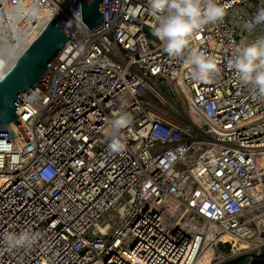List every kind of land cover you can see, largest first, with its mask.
I'll use <instances>...</instances> for the list:
<instances>
[{
  "label": "built area",
  "instance_id": "1",
  "mask_svg": "<svg viewBox=\"0 0 264 264\" xmlns=\"http://www.w3.org/2000/svg\"><path fill=\"white\" fill-rule=\"evenodd\" d=\"M38 1L73 36L0 135V264H198L227 238L241 249L229 258L262 253L264 99L228 62L264 35L242 28L264 0H220L224 20L181 57L153 35L148 0H102L91 28L80 0ZM192 49L215 60L209 82L191 78ZM114 112L133 118L121 154L107 148ZM25 231L30 247L4 245Z\"/></svg>",
  "mask_w": 264,
  "mask_h": 264
},
{
  "label": "clouds",
  "instance_id": "2",
  "mask_svg": "<svg viewBox=\"0 0 264 264\" xmlns=\"http://www.w3.org/2000/svg\"><path fill=\"white\" fill-rule=\"evenodd\" d=\"M150 10L156 18L153 35L161 41L163 50L170 57H181L188 48L193 34L205 25L223 21L228 14V5L220 0H148ZM264 25V7L258 8L256 14L246 20L242 28L252 32L257 26ZM192 65L191 78L196 82H209L219 69L215 60L204 51L192 49L188 61ZM228 66L233 69L242 83L250 86L257 95L253 98L264 99V35L252 42L240 41L236 46L234 58ZM110 121L111 133L107 148L112 154H121L126 150L122 129L133 123L129 113L114 112ZM56 176L53 165L41 173V178L50 181ZM3 243L9 249L27 248L35 237L30 232L6 233Z\"/></svg>",
  "mask_w": 264,
  "mask_h": 264
},
{
  "label": "water",
  "instance_id": "3",
  "mask_svg": "<svg viewBox=\"0 0 264 264\" xmlns=\"http://www.w3.org/2000/svg\"><path fill=\"white\" fill-rule=\"evenodd\" d=\"M15 41L6 40L0 24V135L14 136L9 123L16 107L34 89L33 82L73 34L38 0H5ZM81 20L91 28L103 21L102 0H80ZM251 256L252 258H249ZM264 264V251L241 254L219 264Z\"/></svg>",
  "mask_w": 264,
  "mask_h": 264
},
{
  "label": "bare ground",
  "instance_id": "4",
  "mask_svg": "<svg viewBox=\"0 0 264 264\" xmlns=\"http://www.w3.org/2000/svg\"><path fill=\"white\" fill-rule=\"evenodd\" d=\"M4 1L0 0V24L2 27V30L4 32V35L6 37V40L10 43H13L15 41V36L12 32V29L10 27V24L8 22L6 12L4 9ZM50 13H52L51 9L46 5L41 3ZM233 241L229 238L226 239V241H223L221 243L213 242V243H207L205 245V251L202 255V258L198 262V264H219L220 262H223L224 259H229V255L235 253L236 251L241 250L239 247L240 245H233ZM227 258V259H226Z\"/></svg>",
  "mask_w": 264,
  "mask_h": 264
},
{
  "label": "rangeland",
  "instance_id": "5",
  "mask_svg": "<svg viewBox=\"0 0 264 264\" xmlns=\"http://www.w3.org/2000/svg\"><path fill=\"white\" fill-rule=\"evenodd\" d=\"M244 263H246V261L244 260L242 263H240V264H244Z\"/></svg>",
  "mask_w": 264,
  "mask_h": 264
}]
</instances>
